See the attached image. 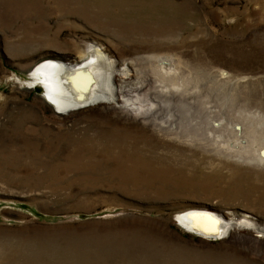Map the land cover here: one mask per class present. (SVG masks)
Listing matches in <instances>:
<instances>
[{"label": "rangeland", "instance_id": "rangeland-1", "mask_svg": "<svg viewBox=\"0 0 264 264\" xmlns=\"http://www.w3.org/2000/svg\"><path fill=\"white\" fill-rule=\"evenodd\" d=\"M94 50L149 120L33 87ZM199 211L264 242V0H0V264H264Z\"/></svg>", "mask_w": 264, "mask_h": 264}, {"label": "bare ground", "instance_id": "bare-ground-1", "mask_svg": "<svg viewBox=\"0 0 264 264\" xmlns=\"http://www.w3.org/2000/svg\"><path fill=\"white\" fill-rule=\"evenodd\" d=\"M95 54L96 50L92 51L90 58L76 65L67 64L66 67H62L58 63L59 61L56 60L58 59L56 56L42 61L30 73V79L35 81L33 87L37 85L45 86L47 89L45 96L47 102L57 107L60 113L71 112L78 105L104 107L105 104H109L111 106H107L108 109L118 110L127 115L136 113L139 119L143 121L149 120L150 108L143 109L142 107L144 106H139V109L136 107L131 108V104L125 101L120 102L121 99L117 98V91L115 94V90L109 82L113 78L118 88L116 81L119 79L121 81L120 91L124 94L126 89L125 81L128 80L126 78L128 74L122 72L116 74L117 70L113 64L109 65L106 73H104V64L100 62L97 57L98 55ZM117 75L120 76L118 77ZM89 91L92 93L89 94ZM87 92L91 96L87 97ZM92 101L94 103L90 104ZM199 212L200 215L195 216L194 214L196 213L192 211L191 213H194V217L190 213L182 215L180 217L181 224L185 228L191 229L190 231L201 235L205 234L206 236L217 237L222 232V235H229L234 242L243 244L256 251L264 252V242L258 239L261 236H257L256 238L252 235V224H249L245 219L239 220V222H234L230 219V222L227 221V224L220 218L225 223V226H221L220 221L216 219L215 215L210 216L209 212ZM197 216L201 217L197 218Z\"/></svg>", "mask_w": 264, "mask_h": 264}]
</instances>
